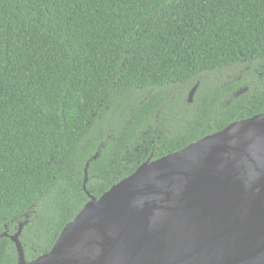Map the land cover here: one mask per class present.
<instances>
[{
  "label": "trees",
  "instance_id": "16d2710c",
  "mask_svg": "<svg viewBox=\"0 0 264 264\" xmlns=\"http://www.w3.org/2000/svg\"><path fill=\"white\" fill-rule=\"evenodd\" d=\"M263 113L264 0H0V264L26 222L27 263L51 251L90 201L87 164L99 199Z\"/></svg>",
  "mask_w": 264,
  "mask_h": 264
},
{
  "label": "water",
  "instance_id": "95a60500",
  "mask_svg": "<svg viewBox=\"0 0 264 264\" xmlns=\"http://www.w3.org/2000/svg\"><path fill=\"white\" fill-rule=\"evenodd\" d=\"M88 167L90 201L49 253L27 263V222L10 236L18 264H264V113L143 163L99 199Z\"/></svg>",
  "mask_w": 264,
  "mask_h": 264
},
{
  "label": "rangeland",
  "instance_id": "374dc122",
  "mask_svg": "<svg viewBox=\"0 0 264 264\" xmlns=\"http://www.w3.org/2000/svg\"><path fill=\"white\" fill-rule=\"evenodd\" d=\"M244 69V70H243ZM246 70L247 68L244 67V68H239V69H231V70H228V71H225L224 73H222L220 75V77L224 78L225 80H228V79H235L237 78L238 76H240L241 74H243V71L246 73ZM216 75H210L211 78L215 79ZM178 91V88L175 89V92ZM149 95V94H148Z\"/></svg>",
  "mask_w": 264,
  "mask_h": 264
}]
</instances>
